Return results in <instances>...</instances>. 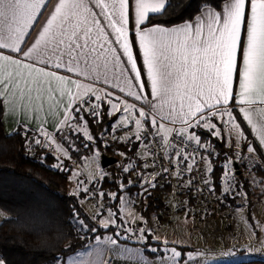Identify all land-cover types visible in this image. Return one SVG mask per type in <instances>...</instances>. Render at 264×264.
I'll use <instances>...</instances> for the list:
<instances>
[{"label":"snow or ice","instance_id":"6c2138e0","mask_svg":"<svg viewBox=\"0 0 264 264\" xmlns=\"http://www.w3.org/2000/svg\"><path fill=\"white\" fill-rule=\"evenodd\" d=\"M190 8V0H0V127L5 113L8 120L19 117L27 125L30 112L35 121L41 112H60L61 105L64 123L71 112L79 126L86 123L81 112L99 120L107 104L106 114L116 118V127L136 129L128 143L144 141L148 148L149 137H154L161 148L172 149L169 163L174 156L173 170H181L178 176L194 171L196 163V149L189 153L185 144L204 148L197 129L220 137L218 125L223 122L243 139L246 123L264 146V0H200L180 23H153L154 16L183 17ZM23 133L29 135L27 127ZM41 134L47 137L43 130ZM5 150L0 144V153ZM254 151L247 147L248 153ZM211 155L200 154L199 163L207 172L214 171ZM224 176L230 188L231 170ZM5 216L6 210L0 209V217ZM72 216L80 239L98 231L75 211ZM110 225L121 227L111 216L101 221L103 228ZM139 232L147 238L144 229ZM94 238L95 260H85L93 253L80 252L69 239L52 256V264H112L99 259L104 245L117 255L130 251L112 237ZM251 248L229 249L214 259L227 264H250L255 255L264 259V251ZM165 251L170 256L160 257V264H192L203 255L175 246ZM0 264H8L7 259L0 256Z\"/></svg>","mask_w":264,"mask_h":264},{"label":"trees","instance_id":"16d2710c","mask_svg":"<svg viewBox=\"0 0 264 264\" xmlns=\"http://www.w3.org/2000/svg\"><path fill=\"white\" fill-rule=\"evenodd\" d=\"M190 2L192 8L188 9L183 17L154 16L153 23L181 22V19H186L194 12L200 0H190ZM107 108L106 105L103 106L105 114L99 120L86 114L95 141L84 144L83 138L75 135L78 139L77 145L70 149V157L63 158L62 161H59L54 153L42 145H31L30 138L36 135L32 129H27L28 136H25L21 129H19V134H15L14 131L11 132L12 135H6L8 133L4 129V124L0 127V144L6 146V150L0 153V209L6 210L7 214V217L0 223L2 224L0 253L7 259L8 264H43L52 261V256L58 255L64 245L69 243V239L79 250L88 246L92 239L100 233L103 235L117 232L114 226L107 229L101 227L97 222V216L93 212L89 213L83 206L82 201L90 202L89 193L92 192L90 188L80 194L71 191V176L74 173L75 159L90 155L95 149L118 158L115 164L104 168L111 173L110 175H104L98 180L94 179L95 182H100L104 197L109 198L111 191H116L117 197H120L123 191L127 190L133 194L136 190L143 189L138 185H130L129 181L134 172H140L137 150L144 141L132 140L128 143V141L114 139L105 143L104 135L111 132L115 121V117H109L106 114ZM196 131L201 135L202 141L213 143L218 150L217 155L211 159L214 169L210 172L213 188L221 192L229 202H235L237 195L232 197L230 194L223 193L226 162L230 158H236L240 162L242 172L235 173L239 180L244 177L245 163L237 158L235 149L227 145L224 136H214L208 129H197ZM65 144L70 147L66 140ZM242 151L247 153L245 145ZM119 152L125 154L122 163H119L121 161ZM248 156L254 162L252 170L261 177L264 183V167L256 162L252 155L248 154ZM59 162H66L67 166H57ZM126 165H131L129 172L124 171ZM122 184L125 187L121 188ZM169 190V187L156 186L147 189V209L143 212L146 217L154 215L159 218V211ZM154 195H159L160 199L154 200ZM74 211L78 213L79 219L85 220L89 227H96L98 231L87 233V239H80L74 227L75 221L72 216ZM65 236L69 239L63 238Z\"/></svg>","mask_w":264,"mask_h":264},{"label":"rangeland","instance_id":"374dc122","mask_svg":"<svg viewBox=\"0 0 264 264\" xmlns=\"http://www.w3.org/2000/svg\"><path fill=\"white\" fill-rule=\"evenodd\" d=\"M109 109V106L105 104ZM97 111H101V109H97ZM80 116L85 117L86 123L84 121H81L79 123V126H77V121H74L71 125L70 128H72L71 133L72 136H66L65 138H60L59 139H54L52 146H47L44 145L45 143H40L43 147L46 146L45 148L54 153L58 158L59 161H62L63 158H69L70 153L68 154L67 150L70 151V149L75 148L77 145V140L75 135H79L80 137L83 138L84 144L88 143H93L94 136L91 132V129L89 127L87 118H86V113L81 112L79 114ZM119 115V114H117ZM115 121L113 122V127L111 132L105 133L104 135V142H108L114 139H118L119 141L126 142L128 141V138L131 136L134 132H136V129H134L133 132L129 133L126 128L120 129L116 127V124H118V121L116 118H114ZM239 122V121H238ZM220 127L221 133L223 134L224 138L228 141L229 145L232 146L235 149V152L237 153V158L241 160V162L245 163V173L244 177L242 180H239L236 178V172L234 169V160H237L236 158H230L226 162V171L229 169L231 170V175L234 177L231 179V187L229 188V181L228 177L224 176L223 179V193L225 194V190L228 189L227 194H230L232 197L237 195V198L235 200V208H241L243 213H251L255 209V207L258 206L252 204V201H254L255 198H262L263 202L262 205L264 206V183L261 181V177L257 176L255 172L252 170L254 166V162L252 158L248 156V153H244L243 150V143L244 139L239 138L236 136L235 132L230 131V126L227 124H224L223 122H220ZM243 129V127H242ZM244 131V130H243ZM74 135V136H73ZM91 136L92 139L89 140L88 137ZM222 137V136H220ZM37 139V138H36ZM35 136L30 138V143L31 145H36L33 141L36 140ZM65 140L68 142L70 147H68L65 144ZM135 140V139H132ZM236 140L238 141V144H233V141ZM67 152V153H66ZM66 153V154H64ZM104 152L100 151L99 149H95L94 152L90 155L87 156H81L75 159L73 171L71 176V191L75 194H80L82 191H87L89 188L91 189V193H89V198L90 202L88 200L82 201L83 206L88 210L89 213L92 214V212L97 216V222L99 225H101L102 220H107L111 216L113 220H115L116 224L121 225L119 227L120 231L115 225H110L109 227H116L117 232H120L121 235L119 237H116L115 232L111 233H106V234H98L101 239L103 240L105 237H112L113 239H117V243L121 249H125L127 246L125 242L122 241V238H125L124 236V231L127 229V226H130L131 219L134 218L136 209L134 202L132 200V195L129 191H123V193L120 195L118 202H117V192L116 191H111L109 192V198L104 197V195H101L102 193L104 194V190L100 187V182H95L94 179H101L104 175H110L111 173L108 170H105L104 167H102L101 164V158L102 154ZM123 152H119V156L121 157V161L119 163H122L123 158L125 157L124 155H121ZM137 153L139 156L143 157L146 155V149L143 143H141L138 147ZM240 156L242 158L240 159ZM240 163V162H239ZM125 164V163H124ZM62 165L61 162L57 164V166ZM125 168H131V165H126ZM225 171V172H226ZM142 181L139 183H130V185H138L139 187H145V183L152 182L150 179H148V175H143L142 176ZM93 181L95 183H93ZM146 184V185H147ZM91 185V186H90ZM114 194V195H113ZM251 194V195H250ZM249 198L252 199V201H249ZM128 201H131L128 203ZM233 205V202H231ZM260 205V204H259ZM116 206V207H114ZM91 207V208H90ZM92 210V211H91ZM154 223H149L147 220L143 221L141 224L142 229L149 230L150 232L153 233L152 240H161L162 242L160 245L150 243L148 244V251L145 253L152 261L154 264H160V257L167 258L170 256V251H165L166 249H170L171 247L175 246L178 249H180V246H183L188 243V238L186 233L184 232H172V228L175 227V229H180V227H183V221H176L174 224H169V223H163L160 222L158 219H154ZM126 222V225H123V222ZM148 222V223H147ZM244 223H247V225L251 224L252 222H255L254 220H250L248 216L245 215V218L243 220ZM124 226L125 230L121 231L122 227ZM140 227V225H139ZM259 228V227H258ZM107 229V228H106ZM165 230V231H163ZM171 230V231H170ZM116 232V233H117ZM164 234V235H161ZM135 240L139 241H145L144 237H137ZM104 251L103 254L99 257L100 260H110L112 256H118L117 254L108 251L107 245L101 246ZM97 248V242L95 238L92 239L91 243L86 246L85 248L79 249L80 252L82 253H93L92 255H85V260L87 261H93L96 259L94 249ZM150 248H157L159 251L156 253H152L149 249ZM130 250L132 254H138L140 255L141 252H138V249L135 250L133 248H126ZM185 252L188 251H194V252H200L203 253L202 256H198L196 261H193L192 264H197V261L199 264H227L226 261L224 260H216L214 257H223L224 253L227 252L225 251L226 249L221 246V247H211L208 248L207 245L200 244L196 246L195 250H190L189 248H183ZM143 254V253H142ZM46 264H52L51 262H48Z\"/></svg>","mask_w":264,"mask_h":264},{"label":"crops","instance_id":"0c3cea01","mask_svg":"<svg viewBox=\"0 0 264 264\" xmlns=\"http://www.w3.org/2000/svg\"><path fill=\"white\" fill-rule=\"evenodd\" d=\"M97 87L107 86L97 85ZM63 111L64 106L61 105L60 112L53 110V114L48 116H46L44 112H41L40 117L35 121H33L32 113L30 112L27 119V125L22 123L19 117H17L15 122L8 120L7 113H5L4 129L7 133H10L14 132L16 129H24L27 127V129H32L36 132V135H34L35 139H39L45 143L44 145L48 144L47 146H52L54 139H59V137L66 139V136H72L71 133L68 132H72L70 125L76 120L73 119V114L69 112L68 122L65 124L64 116L60 114ZM169 126L171 127V125ZM242 127L245 132V141L243 146L245 145L246 149L249 145L253 146L255 151L253 153H247L252 155L254 160L259 162L264 167V146L260 145L258 137L251 131L249 125L244 123L242 124ZM126 129L129 133H131L135 128L133 127L132 131H129L127 127ZM41 130L47 133V137L41 134ZM133 135L134 132L132 136ZM221 136H223V134ZM226 142L229 145L227 140ZM141 143H143L145 146L144 142ZM145 149V156L141 157L137 153V162L139 163L140 171H143L149 164L147 159V148L145 147ZM67 152L69 154L68 150ZM61 166L65 167L67 166V163L64 162ZM250 201H252V199H250ZM262 202V198H255L254 201H252V204H258V206L255 207V209H253L254 211L251 213H243L241 208H235V205L237 204L235 202H233V205L231 204V207L224 206L219 210H210L202 213L179 209L175 219L169 222V224H174L176 221H183V227L179 226L180 229H175V227L171 229L172 232L175 231L186 233L188 243L185 244L184 247L180 246V249L182 250L186 247L190 250H195L196 246L200 244L207 245L208 248H213L215 246L218 248L223 246L226 249L225 251H228L229 249L239 250L251 245V251L261 252L264 251V206L262 205ZM245 215L248 216L250 220H254L255 222H252L249 225L244 223L243 220ZM6 217L7 214L5 217H0V223ZM136 219H140L141 224L144 220L145 222L149 220V223H154V219L159 220L157 216L153 215L151 217H146L144 213H139L136 211L134 218L131 219L130 226L128 225L127 229L124 231L125 234L122 232L124 236H126L125 238H122V241L126 243V248L129 246V248H133L135 250L138 249V252L141 253L138 255L137 253L132 254L129 251L127 255L112 256L110 259L112 264H154L153 261L145 254L148 251L147 246L150 243L160 245L162 241L154 239L152 240L153 233L145 229L144 230L147 240H135L137 237H142L139 232V230L142 228L141 224L139 227V225H134L133 223ZM159 221L161 222V220ZM118 230L120 231L119 228ZM161 235L164 234L161 233ZM240 254L243 255V253ZM249 260L250 264H264V259H261L259 255L252 256L249 258ZM46 263L48 262L43 264Z\"/></svg>","mask_w":264,"mask_h":264},{"label":"built area","instance_id":"2783aa9c","mask_svg":"<svg viewBox=\"0 0 264 264\" xmlns=\"http://www.w3.org/2000/svg\"><path fill=\"white\" fill-rule=\"evenodd\" d=\"M155 139L154 137H149L148 140V148H151L154 152V154L149 152L147 148L148 166L143 171L134 172L130 181L137 184L142 181L143 175H148V179L155 182L156 187H169L170 190L166 193L163 206L159 211V219L161 222L169 223L173 221L179 209L202 213L210 210H219L224 206L231 207V203L225 196L213 188L211 173L206 171V166L199 163L201 153L205 157H208L209 152H211L212 155L209 158V165L213 167L211 159L218 153L217 147L213 143L203 141L204 148H199L194 143H186L185 147L189 153H193V149H196V152L193 153L196 163L194 164V171H184L178 176L177 173L181 171L180 167L177 166L173 170V164L176 163V158L172 156V163H169V156L172 149L168 145L161 148L157 145ZM169 141H171V136H169ZM188 162L193 163V160H189ZM164 169H168L169 171L165 173ZM205 180L208 181L207 184ZM146 184H144L145 187L143 189L136 190L132 195L135 209L139 213H143L147 209L148 194L145 189L152 187L149 186V183ZM153 198L154 200H159L160 196L154 195ZM133 223L134 225H140L141 220L136 219ZM123 225H126L125 221ZM124 230L125 228L123 226L121 231L123 232ZM0 256L3 257L2 253H0Z\"/></svg>","mask_w":264,"mask_h":264},{"label":"water","instance_id":"95a60500","mask_svg":"<svg viewBox=\"0 0 264 264\" xmlns=\"http://www.w3.org/2000/svg\"><path fill=\"white\" fill-rule=\"evenodd\" d=\"M117 160L118 158L116 156L103 153L101 158L102 167L105 168L110 165H113L117 162ZM234 169L236 171V174H240L242 172L241 165L238 160H234Z\"/></svg>","mask_w":264,"mask_h":264}]
</instances>
